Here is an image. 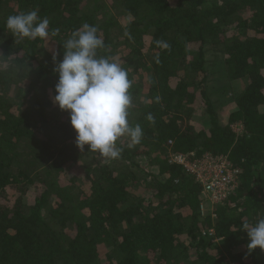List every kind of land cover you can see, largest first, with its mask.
Instances as JSON below:
<instances>
[{"label":"trees","instance_id":"16d2710c","mask_svg":"<svg viewBox=\"0 0 264 264\" xmlns=\"http://www.w3.org/2000/svg\"><path fill=\"white\" fill-rule=\"evenodd\" d=\"M34 9L50 35L12 36L8 16ZM85 23L104 42L98 55L127 70L128 121L143 131L132 146L119 138L108 163L75 146L52 101L62 44ZM209 51L235 86L228 104L208 96ZM174 155L224 158L235 191L205 202ZM260 218L264 0H0V264H264L242 230Z\"/></svg>","mask_w":264,"mask_h":264},{"label":"clouds","instance_id":"9594fccd","mask_svg":"<svg viewBox=\"0 0 264 264\" xmlns=\"http://www.w3.org/2000/svg\"><path fill=\"white\" fill-rule=\"evenodd\" d=\"M49 23L34 9L8 16L5 27L14 37L46 39L50 35ZM97 32L95 26L85 23L62 44L63 58L53 68L58 79L52 101L68 113L76 134L75 146L83 152L87 145V152L96 153L108 163L120 157L119 138L129 137L132 146L140 142L143 131L139 124L132 127L128 121L132 98L127 70L121 63L98 55L105 45ZM58 33L59 29L51 31V35ZM157 44L169 47L163 41ZM242 230L247 234L249 253L256 248L264 251V218L255 224L243 223Z\"/></svg>","mask_w":264,"mask_h":264},{"label":"built area","instance_id":"2783aa9c","mask_svg":"<svg viewBox=\"0 0 264 264\" xmlns=\"http://www.w3.org/2000/svg\"><path fill=\"white\" fill-rule=\"evenodd\" d=\"M171 158L173 163L183 165L187 172L193 175L204 194V201L210 202L212 206L222 203L237 187L239 172L224 158L209 155L197 161H190L187 156L181 155ZM204 209L203 202L201 211Z\"/></svg>","mask_w":264,"mask_h":264},{"label":"rangeland","instance_id":"374dc122","mask_svg":"<svg viewBox=\"0 0 264 264\" xmlns=\"http://www.w3.org/2000/svg\"><path fill=\"white\" fill-rule=\"evenodd\" d=\"M206 61L213 71V75L210 77V80L207 83V93L210 100L215 106L223 102L228 104L232 100L231 94L235 86L234 84L231 85L228 82L225 73L223 72V55L220 52L209 51L206 54ZM233 130L236 133H240L241 126H233ZM136 192L141 195V188L137 187Z\"/></svg>","mask_w":264,"mask_h":264},{"label":"crops","instance_id":"0c3cea01","mask_svg":"<svg viewBox=\"0 0 264 264\" xmlns=\"http://www.w3.org/2000/svg\"><path fill=\"white\" fill-rule=\"evenodd\" d=\"M204 208H205V209H204L203 213H206L207 209H206V207H204Z\"/></svg>","mask_w":264,"mask_h":264}]
</instances>
